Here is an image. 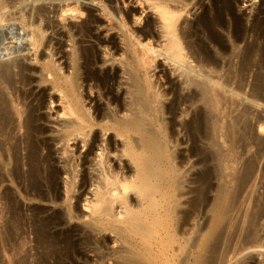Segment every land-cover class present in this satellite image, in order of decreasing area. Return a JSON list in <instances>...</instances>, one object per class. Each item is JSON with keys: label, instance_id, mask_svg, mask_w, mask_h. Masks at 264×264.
<instances>
[{"label": "bare ground", "instance_id": "obj_1", "mask_svg": "<svg viewBox=\"0 0 264 264\" xmlns=\"http://www.w3.org/2000/svg\"><path fill=\"white\" fill-rule=\"evenodd\" d=\"M57 1L43 26L33 14L28 26L20 20L21 31L30 30L19 43L0 34L6 61L32 52L43 72L22 57L0 62L4 264L27 257V242H13L22 227L16 195L37 202L27 206L34 245H62L35 264H254L251 254L264 250V192L254 195L264 187V164L252 151L264 143L256 116L264 109V73L258 67L252 76L260 57L241 42L237 0L209 7L202 0ZM195 9L200 14L188 20ZM251 76L259 87L246 92ZM54 97L59 111L51 115ZM187 164L200 167L195 190L186 187ZM195 217L201 224L191 229ZM90 245L92 260L79 250Z\"/></svg>", "mask_w": 264, "mask_h": 264}, {"label": "rangeland", "instance_id": "obj_2", "mask_svg": "<svg viewBox=\"0 0 264 264\" xmlns=\"http://www.w3.org/2000/svg\"><path fill=\"white\" fill-rule=\"evenodd\" d=\"M9 1V2H8ZM15 1V0H14ZM13 0H0V10H1V13H0V19H1V17H2V19H1V22H0V24H2L3 25V22L5 23L3 26L4 27H1L2 25H0V34H4V37L6 38V40L7 41H5V43H7V44H9V37H11V36H14V37H16L15 39L18 41V42H16V43H19L20 41H21V39L20 38H24L25 37V35H24V33L27 35V33L29 34V30H30V28H28V27H24V28H22V31H21V28H19V27H21L20 25H21V21L20 20H25V22L27 23V26H28V23H30V22H34L35 20H37V21H35L34 23H36V25L37 24H40L41 26H43V24H45L50 18H52L53 17V14H51L50 12H52V10L55 12L57 9H56V6H57V4L59 3V1H57V0H36V2L38 1L39 3H36L37 4V6H36V4H34V3H32V2H35V0L34 1H32V0H25V1H22L21 2V0H17V1H19V3L21 4H19V3H15ZM31 1V2H30ZM42 1H44V3L42 2ZM47 1H48V3H47ZM80 1H83V0H80ZM115 2H117L118 0H114ZM196 1H198V0H194V3L196 2ZM206 1H208V2H206ZM5 2H8V4L9 5H7V3H5ZM12 2H14V4L12 3ZM55 2V3H54ZM202 2H204L203 4L206 6V7H209L210 6V0H202ZM240 2V3H239ZM5 3V4H4ZM11 3V4H10ZM28 3V4H27ZM86 3H87V1H86ZM263 0L261 1V0H237V2H236V4H235V12H236V14H237V16L239 17V19H238V27H239V30H240V33L241 34H244L243 35V39H244V42L243 41H241L242 43H248L249 42V44H253V46H255V48L257 47V49L256 50H258V54H257V56H258V59H259V57H260V59H259V61H258V66H256V67H254L253 68V75L252 76H254V73H256L255 71H257V68L258 67H261V72L263 71V73H264V52L262 51V47L261 46H263L264 45V5H263ZM12 4L15 6H12ZM17 4V5H16ZM32 4H34V6L36 7H33V5ZM43 4H45L44 5V7H41V6H43ZM118 6L120 7V8H122L123 6H121L122 4L120 3V2H118ZM263 6H262V5ZM11 5V6H10ZM32 5V6H31ZM48 5V6H47ZM7 6H8V8H7ZM9 6H10V8H9ZM24 6V7H23ZM39 6H40V8H39ZM48 7V9H47V7ZM52 6V7H51ZM12 7V8H11ZM19 7V8H18ZM28 7H30V9L28 8ZM237 7V8H236ZM33 8V9H32ZM35 8V9H34ZM38 8V9H37ZM42 8V10H45L46 9V11L45 12H43L42 13V10H40ZM43 8H45V9H43ZM124 10H125V8H123ZM252 9V10H251ZM8 10V11H7ZM23 10H24V12H23ZM28 10V11H27ZM30 10V11H29ZM31 10H33V11H35L36 13H38L39 12V14L40 15H38V14H36L35 12H33V13H31ZM37 10H39V11H37ZM136 12H135V15H139L140 16V14H141V10L139 9V8H136V10H135ZM23 12V13H22ZM25 12H26V14H25ZM30 12V13H29ZM47 12H48V14H47ZM194 12H197L196 14L194 13ZM5 14V16L3 15V14ZM17 13H20L19 15H16ZM43 15H45L44 13H46V15L45 16H43V18L41 17L42 16V14ZM193 13L195 14V15H193ZM5 17V19H3V16ZM33 14V15H32ZM35 14V15H34ZM95 14H97V13H95ZM192 15H189V17H188V20H193V19H195V17H196V15H198V14H200V10H197V9H195L194 11H192V13H191ZM13 15V16H12ZM16 15V16H15ZM24 15H25V17H24ZM26 15H27V17H29L30 16V18H31V20H33V21H30V18H29V21L27 22V20H28V18H26ZM35 17V20H34V18L32 17ZM48 15V16H47ZM145 15H147V13L145 12V13H143L142 14V16H141V20H142V24H140L141 26L140 27H142L143 26V19H144V17H145ZM12 16V17H11ZM15 16V18H13ZM49 17V18H45V17ZM51 16V17H50ZM149 16V15H148ZM8 17H11V20L10 19H8L7 21H6V18H8ZM37 17H41L42 18V20H40L39 18L37 19ZM20 18V19H19ZM245 18V19H244ZM14 19H18V20H14ZM258 19V20H257ZM5 20V21H4ZM15 23H13V22ZM18 21H20L19 23H18ZM39 21V22H38ZM43 21V22H42ZM46 21V22H45ZM7 22H10V24L9 23H7ZM17 22V23H16ZM242 22V23H241ZM262 22V23H261ZM7 23V24H6ZM43 23V24H42ZM13 24V25H12ZM19 24V25H18ZM132 24V23H131ZM5 25H6V27H5ZM15 25V26H14ZM18 25V26H17ZM22 25L24 26V24L22 23ZM13 28H12V27ZM22 26V27H23ZM248 26V27H247ZM253 26V27H252ZM15 27V28H14ZM242 27V28H241ZM13 30H12V29ZM245 28H247V29H245ZM7 29V30H6ZM9 29L11 30V31H9ZM18 29V30H17ZM24 29V30H23ZM15 30H17V31H15ZM55 30H57V29H55ZM245 30V31H244ZM19 31V32H18ZM245 33H244V32ZM23 32V34H21ZM260 32V33H259ZM10 33L12 34L11 36H10ZM14 33V34H13ZM16 33H17V35H16ZM49 34V35H48ZM53 34V33H52ZM50 35V31L47 33V35L48 36H51V38L52 37H54V41H55V39L57 38L56 36H53V35ZM20 35V36H19ZM20 39V40H19ZM246 39V40H245ZM252 42V43H251ZM10 43H15L14 41H11ZM240 44V47L242 48L243 46H244V44ZM22 44H23V41H22ZM255 44V45H254ZM16 46V48L17 47H20L21 45H15ZM22 47V49H27L28 47H26V44H24V48H23V45L21 46ZM21 47L20 48H17L18 50L19 49H21ZM52 47H54V45H51V52L53 53L55 50H54V48H53V51H52ZM260 48V49H259ZM40 50H42L41 52L42 53H40ZM39 50V56L41 57V56H44V57H46L47 55V52L48 51H44L43 49H40ZM261 50V51H260ZM43 51H44V54H43ZM22 52L23 51H19L18 53H19V55L21 54V57L22 58H24V60L22 61V58L21 57H19L18 55V57H15L16 56V54H17V52L14 54V55H11V56H14L15 58L14 59H12V58H9V59H12L13 61H9L8 62V57H7V61L5 60L6 59V56H3L1 53H0V62L2 61V60H4V61H2L3 63L6 61V63H8V64H10V65H13L14 63V61L16 60V61H18L19 63H21L20 61H22V64H26V62L27 61H29V62H27V63H29V64H27V66H30V65H34L33 67L32 66H30L31 68H34V67H38V70L37 69H35L34 68V70H36V72H38L39 74H40V72H41V66H40V64H33L34 63V57H32L33 56V54H32V52H30V54L29 53H27L26 51H24V53L26 54L27 53V55H29L27 58H25V57H23L22 55H24V54H22ZM263 54H262V53ZM1 55H2V57H1ZM32 55V56H31ZM46 55V56H45ZM11 56H9V57H11ZM31 56V57H30ZM39 56H38V58H39ZM18 60H17V59ZM21 59V60H20ZM45 59V58H44ZM57 58L55 57L54 58V60H56ZM32 60V61H31ZM12 62V63H11ZM30 62L32 63V64H30ZM36 65V66H35ZM38 65V66H37ZM29 67V68H30ZM262 67H263V70H262ZM40 71V72H39ZM38 73L37 74H35V76L36 75H38ZM42 74H43V72H41ZM249 77V78H251L250 80H249V78H248V82L249 81H251L252 82V80L254 81V82H249V84H250V86H246L245 88H246V90H245V88H244V91H246V92H248V90L250 91V90H252L250 87L251 86H253V84H256L257 83V85H255V87H259V83H258V81H256L255 82V79L253 78V77ZM264 86V85H263ZM264 89V88H263ZM49 93V92H48ZM53 100L55 101L54 102V104L52 105L53 106V108L55 109V110H53V114L50 112V114L51 115H54L55 113V111H59V107H58V100H57V97L55 98H53ZM46 101L48 102V103H46ZM46 101H45V104H44V107L45 108H43L42 110L44 111V112H42V113H44V114H46V112L48 113V108L50 107V103H49V100L46 98ZM57 101V102H56ZM246 103V102H245ZM247 104V103H246ZM56 106V107H55ZM58 107V108H57ZM264 108V107H263ZM262 112V113H261ZM264 109H262L261 107H260V109H256V116H257V118H258V123L259 124H261V125H263L264 124ZM259 116H260V118H259ZM54 117V116H53ZM263 123V124H262ZM51 125H52V127H55V125H53L52 123H50ZM50 124H48L47 126H49ZM49 127H51V126H49ZM261 135H264V134H261ZM260 136V135H259ZM260 138H263L264 139V136H262V137H260ZM264 142V141H263ZM264 143H262V145H257V146H255V148L252 150V151H255V150H258L259 151V162L260 163H258L259 165L260 164H264ZM261 150V151H260ZM81 151V150H80ZM179 151L180 152H183L184 154H185V149H179ZM83 152V151H82ZM260 155H261V157H260ZM195 158V157H194ZM192 160V161H191ZM195 160H196V158H195ZM194 159H190L189 160V163L188 164H193L194 165V161H195ZM193 162V163H192ZM188 164L186 165V168L187 169H189V172H188V175H187V180H188V185H186V187L188 186V189H191V190H195L196 189V187H198V183L196 182L197 181V178H196V176H195V174L197 173V172H199L200 171V167H198V168H196V166H188ZM261 165V166H262ZM188 167H190V168H188ZM192 167H195L194 169L192 168ZM185 168V170H187ZM261 168V167H260ZM185 170H183V171H185ZM191 170V171H190ZM193 171V172H192ZM192 173V174H191ZM193 176H195V178L193 177ZM188 177L190 178V179H188ZM192 180H194L196 183V186H195V184H194V182H192ZM215 181L216 180H214V182H212V185L214 186V184H216L215 183ZM192 182V183H191ZM192 184V185H191ZM6 185V184H5ZM190 185H191V187H190ZM193 188V189H192ZM211 190V189H210ZM261 190V191H260ZM258 191V193H259V195H260V192L261 193H263L264 192V187H262V188H257L256 190H255V194L254 195H256V192ZM257 193V194H258ZM17 196V199L19 198V200H20V204H21V210H20V214L22 215H20V222H19V227H21L20 228V230H19V233H17L18 234V236L16 235L15 236V238L17 237V239H14V241L13 242H15V241H17L18 240V242H15L16 244H18L19 243V240H21L20 241V243H22V242H27V243H25V247H24V250L25 251H27V253H26V258H24L23 260V264H35L34 262H36L37 261V258H38V255L39 254H41L42 252H47V250L46 249H49V247L51 248H53L54 246H55V248H57V247H61L62 245L61 244H56V245H53V244H51V245H49V246H47V248H43V249H40V248H38V246H35L34 245V243H33V235H32V229H33V227L35 226L34 224H35V219L33 218V216L30 214V212H29V209H28V205H30V206H32L34 203V205L33 206H37L36 205V203L37 202H31V204H28V203H30V202H27V201H25L24 199H22V197H20V196H18V195H16ZM207 198H208V205H207V210H206V212H207V215H206V218H207V220H209V218H210V214L208 213V210H209V208H210V206H211V204H212V201H213V198H214V190H211V191H208V193H207ZM22 201V202H21ZM24 202H27V204L26 203H24ZM40 205V204H39ZM38 205V206H39ZM41 206V205H40ZM39 206V207H40ZM40 208H44L43 206H41ZM48 208V207H47ZM46 209V208H45ZM22 212V213H21ZM29 214V215H28ZM3 216H4V214H3ZM5 216H7V214H5ZM6 218V217H5ZM4 219V218H3ZM23 219V220H22ZM195 220H197L198 222H196ZM2 221V220H1ZM1 221H0V225L1 224H3V221H2V223H1ZM33 221V222H32ZM192 221H194V222H192ZM191 222H190V226H192V228L191 229H193L195 226H196V223L197 224H201V221H199V218H196L195 217V219L194 220H192ZM22 222V223H21ZM200 222V223H199ZM77 225L78 223H72V225ZM195 224V225H194ZM21 225V226H20ZM24 225V226H23ZM4 227V224L3 225H1V227H0V230H2L3 229V227ZM27 226V227H26ZM22 229V230H21ZM24 229V230H23ZM31 231V232H30ZM1 233H2V231H0ZM263 232H264V227L263 228H261V234H263ZM4 234V233H3ZM26 234V235H25ZM1 235V234H0ZM3 236H5V235H3ZM3 236H0V238H1V242H0V246L2 245V243L5 245H3L2 247H4V248H8V246L7 245H9L10 246V243L8 244V243H5V239L3 238ZM31 236V237H30ZM20 239H19V238ZM107 237V236H106ZM108 238H109V236H108ZM110 240H111V237L109 238ZM24 240V241H23ZM26 240V241H25ZM110 240L107 242L108 244V247H112V243L110 242ZM60 245V246H59ZM93 246V247H92ZM2 247L0 248V252L2 251ZM29 247V248H28ZM94 245H90V247L88 246H80V248H79V250H82V253H83V256L85 257V258H89V259H91L92 260V258H93V255H94V253H93V249H94ZM35 248V249H34ZM58 248V249H59ZM86 248V249H85ZM43 250V251H42ZM92 250V251H91ZM33 251V252H32ZM259 251H260V249H259ZM259 251H257V252H255V253H252L251 255H252V257L254 258L253 260V262H254V264H264V250H261L260 252ZM99 252H101V251H99ZM103 253H105V250H103L102 251ZM258 252L259 253H262V256H259L258 255ZM256 253H257V255H256ZM1 257H0V264H4L5 263V257H4V254L1 252ZM258 256V257H257ZM261 257V258H260ZM26 259V260H25ZM29 259V260H28ZM33 260V261H32ZM259 260V261H258ZM262 262V263H261Z\"/></svg>", "mask_w": 264, "mask_h": 264}]
</instances>
